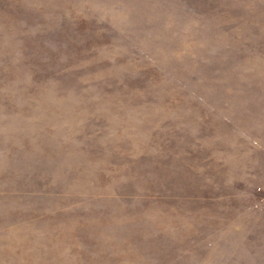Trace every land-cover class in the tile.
Masks as SVG:
<instances>
[{
  "label": "rangeland",
  "instance_id": "rangeland-1",
  "mask_svg": "<svg viewBox=\"0 0 264 264\" xmlns=\"http://www.w3.org/2000/svg\"><path fill=\"white\" fill-rule=\"evenodd\" d=\"M0 264H264V0H0Z\"/></svg>",
  "mask_w": 264,
  "mask_h": 264
}]
</instances>
